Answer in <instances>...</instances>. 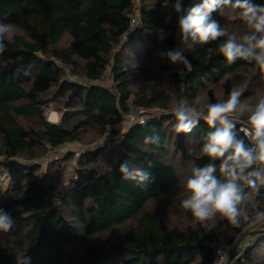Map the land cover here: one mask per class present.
<instances>
[{
    "label": "trees",
    "instance_id": "trees-1",
    "mask_svg": "<svg viewBox=\"0 0 264 264\" xmlns=\"http://www.w3.org/2000/svg\"><path fill=\"white\" fill-rule=\"evenodd\" d=\"M139 1V24L133 28V0H0V23L20 31L11 42L5 40L6 50L0 54V176L7 173L11 181L6 191L0 190V208L14 218L15 235L29 227L28 244L20 255L31 256V264H211L217 233L233 227L223 219L194 224L191 214L180 206L184 186L174 158L186 163L188 176L193 165L209 163L208 157H198L202 137L212 129L201 120L190 133L172 131L175 118L169 101L173 99L164 89L147 90L149 64L143 59L160 61L177 102L186 95L190 104L197 99L216 103L241 87L242 78L249 77L253 85L264 81V76L255 62L229 64L223 58L218 48L226 37L206 45H181L174 0L166 8L161 6L163 0ZM201 2L182 0L185 10ZM212 18L237 37L248 31L227 6ZM65 37L70 40L66 46L61 44ZM119 46L122 49L115 51ZM178 46L191 71L160 55ZM141 48L136 69L144 75L133 93L123 56L137 54ZM74 55L84 60L80 68ZM109 63L112 85L106 87L100 82ZM67 70L83 76L84 82L67 77ZM181 85L186 91L181 92ZM242 89L241 100L248 95ZM57 101L63 103L64 111L57 123H50L44 109ZM131 108L146 111L126 124L123 115ZM19 119H36L39 127H26ZM89 126L99 136L119 131L120 136L113 145L108 143L109 148L102 142L68 152L66 159L72 162L60 169L68 179L60 185L56 186L58 175L48 172L40 177L37 160L47 149L79 143ZM157 134L159 143L148 145L151 152L144 151V137ZM124 160L151 172L153 180L147 187L121 178L118 168ZM173 191L179 197L172 202L168 197ZM166 197L169 207L162 209L157 203ZM256 204L264 210V188ZM174 214L179 218L175 226L162 218ZM253 232L235 264H264V234ZM0 264H14L1 242Z\"/></svg>",
    "mask_w": 264,
    "mask_h": 264
},
{
    "label": "clouds",
    "instance_id": "clouds-1",
    "mask_svg": "<svg viewBox=\"0 0 264 264\" xmlns=\"http://www.w3.org/2000/svg\"><path fill=\"white\" fill-rule=\"evenodd\" d=\"M168 5L169 0H163L161 6L166 8ZM225 6L235 11L246 25L248 31L243 35L230 34L212 18L214 12ZM172 8L178 14L176 36L181 45L189 42L192 47L206 45L226 37L218 48L223 58L229 64L237 60L255 62L264 76V5L253 0H202L185 10L182 0H174ZM13 36V26L0 23V54L6 50L5 40L11 42ZM160 55L173 64L180 63L188 71L192 70L179 46ZM180 87L181 92L186 91V86ZM242 94L243 90L233 88L226 99L216 103L197 99L192 104L185 95L171 108L175 134L190 133L201 120L212 129L202 137L198 157L206 156L210 162L202 167H191L184 183V198L180 201L182 209L191 214L194 224L204 225L223 219L240 228L242 224L252 227L264 222V210L256 204V197L264 188V98L250 104L241 100ZM159 140L158 134L145 136L143 150L151 152L148 145L158 144ZM216 161H219L218 165ZM118 171L123 180L134 181L139 186L147 187L153 180L151 172L131 167L127 160L119 165ZM14 224V218L0 208V233H9ZM15 261L16 264H31L32 257L22 254L15 256Z\"/></svg>",
    "mask_w": 264,
    "mask_h": 264
},
{
    "label": "rangeland",
    "instance_id": "rangeland-1",
    "mask_svg": "<svg viewBox=\"0 0 264 264\" xmlns=\"http://www.w3.org/2000/svg\"><path fill=\"white\" fill-rule=\"evenodd\" d=\"M258 2L264 3V0H258ZM142 5V3L139 0H133V15L131 16L133 23L135 22H139V11H140V6ZM13 31H14V35L15 34H20V31L16 28L13 27ZM22 34V33H21ZM126 42L127 39H124ZM70 42L69 38L65 37L62 39L61 44L62 45H68ZM122 48L121 46L116 47L114 50L115 51H120ZM141 56H142V48L140 50L137 51V54H134L133 52H129L126 55L123 56V61L126 65V67L128 68L129 74H130V79L131 82L129 83V90H131L133 93L136 92V90L138 89L139 84L141 83V81L143 80V72L141 73L138 68L136 69L137 66H140V60H141ZM74 57L76 58V60L78 61V68H80V66L83 65L84 60L80 59L77 55H74ZM112 58L111 57V62H112ZM153 61L149 60V61H145L143 59L144 64H149L147 67V71H146V75L148 76V82L146 84V88L148 91H157L159 89H164L167 94L169 95L170 99H173V101H169L170 104H175L177 102V93L176 91L172 90L171 88L168 87L166 78L164 77L163 73L161 72V68H160V61L158 60H154ZM111 67V63H109V65L106 67V71L104 72V76H103V80L100 82L101 84H103L106 87H109L112 85V79L109 75V70ZM146 68V67H145ZM70 71L67 70V77L71 76L74 78H78L81 79L82 81L84 80L83 76H75L74 74H72ZM243 79V83L242 86L236 89H241L242 88L246 89V91H248V95L244 96L245 99H243V102L246 103H250V104H254L256 103L260 98H264V81H256L255 84L252 85V82L250 81L249 77H244ZM258 80V79H256ZM77 82H81V81H77ZM84 82V81H83ZM219 93V92H218ZM133 97V94H132ZM130 102V101H129ZM132 102V100H131ZM54 102H49L48 105L45 107L44 109V115L47 121H49L50 123H57L60 120V112H63L64 109H62L63 103H61V101H57V103ZM20 105L24 104V103H19ZM18 104V106H19ZM57 106V107H56ZM62 109L61 111H59V109ZM157 110V109H155ZM155 110H151V112H154ZM146 111V110H145ZM144 109H140V108H131L129 110L128 113L124 114L123 116L126 117V115L129 114V116L131 117V115L135 118L140 116V114H142L143 112H145ZM131 117V118H133ZM20 123L23 124L26 127H39V121H37L36 119H30L27 121H23L20 120ZM129 120H125L124 122L126 124H129L130 122H128ZM121 130V129H120ZM120 131L117 133V135H114L113 133H106L104 136H99V133L97 132V130L94 127H87L82 135H81V141L79 143L75 142L74 144H66L62 147L59 148H55V149H47L46 153H44V157L39 158L37 160L38 166H39V176L40 177H44V175L46 173H51L53 174V176H60L57 178L58 182L56 181V186L60 185V181L63 180H67V174H64V176H61L60 174V169L65 170V168H63L65 165L71 164V160H67V154L68 152H77L78 150L82 149V148H86L88 146H92V145H100L102 142H104L108 148L113 145L114 143H116L117 139L119 138ZM109 143V145H108ZM174 161V164H176V169L178 171V176L180 179V184L181 187L184 186L186 177L188 176V168H186V163H183L180 158L178 156H176ZM26 160V159H25ZM22 161V160H21ZM70 162V163H69ZM60 164L62 167H57V165ZM10 177L7 173L5 174H1L0 176V190L2 191H6L4 190L7 186H9L10 183ZM176 192L173 191L170 194V200L176 199L179 196H176ZM171 196H175V197H171ZM168 198L166 197V199H161L157 205L159 204V207H161L162 209H165L167 207H169L166 202L168 201ZM68 213V212H66ZM68 217L69 220H72L69 213L68 215H66ZM162 218L167 222L170 223V225H177L179 222V218L178 216L174 215H168L167 218H165L164 216H162ZM186 221H183V223ZM264 227V222L258 224L256 226V228L254 229H242L241 232V237L239 238V243H240V248L243 247L246 249V245L250 244V240L252 239L251 234L253 230H259V227ZM264 229V228H262ZM29 227H24L19 234L15 235L13 229L7 233H0V242L2 244L5 245V247L7 248V250L9 251V253L11 254V256L13 257L14 260V264H16L15 261V256H19L22 252V250L24 248L27 247V241H26V232H28ZM71 252V251H70ZM72 253H76L77 254V250H73ZM49 254H46V256H48Z\"/></svg>",
    "mask_w": 264,
    "mask_h": 264
},
{
    "label": "built area",
    "instance_id": "built-area-1",
    "mask_svg": "<svg viewBox=\"0 0 264 264\" xmlns=\"http://www.w3.org/2000/svg\"><path fill=\"white\" fill-rule=\"evenodd\" d=\"M133 28L136 27L139 22L133 23ZM127 36L126 34H123L122 38H125ZM131 117H133L131 115ZM128 115L124 117L125 120L132 121L135 118H131ZM258 225V224H257ZM257 225L252 226L253 229L256 228ZM252 227H244L242 229H251ZM264 227H259V230L262 231V234H264ZM242 229L237 230L233 227H227L220 230L213 242L212 245V252H213V259L211 264H235L236 260L242 255L245 248H240L239 238L242 236L241 232ZM257 231V230H256Z\"/></svg>",
    "mask_w": 264,
    "mask_h": 264
},
{
    "label": "water",
    "instance_id": "water-1",
    "mask_svg": "<svg viewBox=\"0 0 264 264\" xmlns=\"http://www.w3.org/2000/svg\"><path fill=\"white\" fill-rule=\"evenodd\" d=\"M186 77H184L183 82L185 81Z\"/></svg>",
    "mask_w": 264,
    "mask_h": 264
},
{
    "label": "crops",
    "instance_id": "crops-1",
    "mask_svg": "<svg viewBox=\"0 0 264 264\" xmlns=\"http://www.w3.org/2000/svg\"><path fill=\"white\" fill-rule=\"evenodd\" d=\"M253 231H255V230H253ZM253 231H252V233H254Z\"/></svg>",
    "mask_w": 264,
    "mask_h": 264
}]
</instances>
